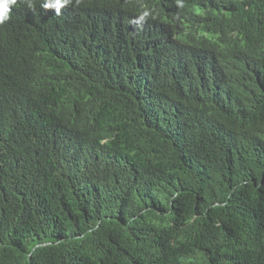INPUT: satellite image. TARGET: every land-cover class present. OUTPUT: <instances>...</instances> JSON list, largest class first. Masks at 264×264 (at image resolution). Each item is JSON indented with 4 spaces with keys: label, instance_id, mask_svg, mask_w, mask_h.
I'll use <instances>...</instances> for the list:
<instances>
[{
    "label": "trees",
    "instance_id": "trees-1",
    "mask_svg": "<svg viewBox=\"0 0 264 264\" xmlns=\"http://www.w3.org/2000/svg\"><path fill=\"white\" fill-rule=\"evenodd\" d=\"M31 2L0 25V264H264V0Z\"/></svg>",
    "mask_w": 264,
    "mask_h": 264
},
{
    "label": "clouds",
    "instance_id": "clouds-1",
    "mask_svg": "<svg viewBox=\"0 0 264 264\" xmlns=\"http://www.w3.org/2000/svg\"><path fill=\"white\" fill-rule=\"evenodd\" d=\"M21 3H27L29 8H32L31 0H20ZM80 0H75L76 6H78ZM18 4V0H0V25L6 24L11 19L12 7ZM73 0H43L41 7L44 9H55L56 15L61 14V10L65 7L72 5ZM145 16L141 15L135 24H142L144 22Z\"/></svg>",
    "mask_w": 264,
    "mask_h": 264
}]
</instances>
